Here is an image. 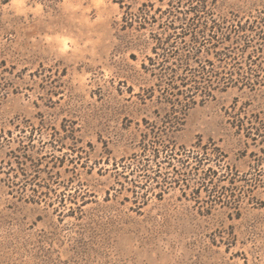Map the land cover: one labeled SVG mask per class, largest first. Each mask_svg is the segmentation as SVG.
I'll return each mask as SVG.
<instances>
[{"label": "rangeland", "instance_id": "obj_1", "mask_svg": "<svg viewBox=\"0 0 264 264\" xmlns=\"http://www.w3.org/2000/svg\"><path fill=\"white\" fill-rule=\"evenodd\" d=\"M217 14L0 0V264H264V0Z\"/></svg>", "mask_w": 264, "mask_h": 264}, {"label": "trees", "instance_id": "obj_2", "mask_svg": "<svg viewBox=\"0 0 264 264\" xmlns=\"http://www.w3.org/2000/svg\"><path fill=\"white\" fill-rule=\"evenodd\" d=\"M179 2L180 3L184 2V3H187L188 6L194 7L195 13L204 14V16L198 15V19H200L201 23L197 22L198 23L197 26H196V23H194L192 24L194 25V28L191 25L189 29H196L198 27V29H196L197 30L196 33H198V36H201L203 40L208 41L209 44L212 43L213 48H217V45L219 43H224V41L226 42L230 41L232 37H234L233 35H231L233 32L228 29L227 24L230 23L228 22V18H225L224 16H220L218 14L215 15L216 8H217V0H179ZM241 30L243 29L241 28ZM235 32L240 33L241 31L240 32L235 31ZM167 42H168L167 38L162 40V43H167ZM153 50H154V53H156V47L153 48ZM150 60L153 61L152 58H150ZM207 73L208 74L204 78V90L210 89L213 86V84L219 83V80H218L219 76L217 74L212 75V73H209V72ZM206 95H209V94H206ZM143 147L145 151H151V155L154 158L156 157V154H158L160 151L170 150L174 147V145L166 144L165 142L161 140V137L157 136L156 139L154 138L150 140V143H148L147 145H144ZM147 169L148 168L145 165H143L139 168V171L144 172Z\"/></svg>", "mask_w": 264, "mask_h": 264}]
</instances>
